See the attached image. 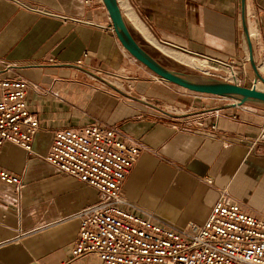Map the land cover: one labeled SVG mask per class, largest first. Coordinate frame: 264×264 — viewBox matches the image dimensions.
<instances>
[{"label": "crops", "instance_id": "0c3cea01", "mask_svg": "<svg viewBox=\"0 0 264 264\" xmlns=\"http://www.w3.org/2000/svg\"><path fill=\"white\" fill-rule=\"evenodd\" d=\"M125 1L159 45L207 63L241 62L242 17L264 47V0ZM110 25L99 0H0V78L30 84L26 104L39 125L33 155L9 143L0 147V169L23 184L17 207L13 190L0 186V264H103L93 255L71 256L76 216L97 203L98 193L42 159L55 132L91 123L114 127L143 147L122 185L140 208L176 227L201 225L223 195L264 217V149L251 147L263 124L257 105L155 86ZM97 69L136 82L123 81L122 95L80 78ZM254 79L248 62L243 86ZM256 89L264 91V83ZM160 99L187 110L167 116Z\"/></svg>", "mask_w": 264, "mask_h": 264}, {"label": "built area", "instance_id": "2783aa9c", "mask_svg": "<svg viewBox=\"0 0 264 264\" xmlns=\"http://www.w3.org/2000/svg\"><path fill=\"white\" fill-rule=\"evenodd\" d=\"M109 28L113 33L111 25ZM252 30L254 36L249 30L248 35L254 43L255 66L264 79V47L259 32ZM86 56L83 54L75 65L82 67ZM191 56L203 61L199 56ZM203 62L206 71L201 74L244 85L249 62L247 50L239 64L219 60ZM86 74L97 88L113 91L117 89L97 75L131 80L101 69ZM154 79L160 81L157 77ZM259 84L257 80L253 87ZM30 88L21 78H0V147L13 144L27 155L34 154L32 144L39 126L36 114L26 104ZM201 96L230 101L241 107L223 97ZM251 147L264 149V116ZM142 151L141 145L118 129L96 123L54 133L42 159L98 193L97 203L76 216L79 228L71 247L73 259L93 255L103 264H264V217L248 213L236 202H227L223 195L214 203L203 224L189 222L182 227L128 201L122 185ZM0 186L13 190L16 201L12 207H17L23 187L21 179L0 169Z\"/></svg>", "mask_w": 264, "mask_h": 264}, {"label": "water", "instance_id": "95a60500", "mask_svg": "<svg viewBox=\"0 0 264 264\" xmlns=\"http://www.w3.org/2000/svg\"><path fill=\"white\" fill-rule=\"evenodd\" d=\"M101 3L108 15L113 33L122 48L137 63L161 81L191 94L223 97L235 101L238 106L251 104L264 107V91L257 90L253 86H238L203 74L185 73L165 67L136 39L119 9L117 0H101ZM242 26L247 45L249 64L255 77L254 80L255 82L259 80L264 83L263 78L260 77L256 70L245 17H242ZM116 91L119 94L125 95L118 90ZM163 113L173 118L181 117L176 114Z\"/></svg>", "mask_w": 264, "mask_h": 264}, {"label": "bare ground", "instance_id": "6f19581e", "mask_svg": "<svg viewBox=\"0 0 264 264\" xmlns=\"http://www.w3.org/2000/svg\"><path fill=\"white\" fill-rule=\"evenodd\" d=\"M119 9L125 18L128 26L133 28L145 41V43L152 46V48L156 49L161 55L171 59L172 61L185 66L187 68H190L192 70L200 71L199 74L204 73L206 71L205 64L203 61L199 60L198 58L188 56L182 53H178L172 50H169L167 48L162 47L159 45L153 37L150 35L146 27L142 24V22L139 20V18L136 16L134 11L130 8V4L128 5L125 0H117ZM131 28V29H132ZM132 29V30H133ZM250 35L254 36V32L252 29L249 30ZM158 79V78H157ZM253 83V82H252ZM110 85L117 88V90H122L121 87L114 83H109Z\"/></svg>", "mask_w": 264, "mask_h": 264}, {"label": "rangeland", "instance_id": "374dc122", "mask_svg": "<svg viewBox=\"0 0 264 264\" xmlns=\"http://www.w3.org/2000/svg\"><path fill=\"white\" fill-rule=\"evenodd\" d=\"M132 32L135 35L136 39L144 46V48L153 57H155L156 59H158L165 67H167L169 69H172V70H176V71H180V72H185V73H199L200 72V71L192 70L190 68H187L185 66H182V65H180V64L172 61L171 59H169V58L161 55L156 49L152 48V46H150L149 44L145 43V41H143V39L141 38V36L134 29L132 30ZM146 72H147V74H149V76H152V77L155 78V76L153 74H151L149 71L146 70ZM97 76L102 77V78L106 79L107 81H109L111 83H114V84L118 85L119 87H121L122 90L119 91V92H122L123 93L127 89V85L124 84V82L122 80H120V79H117V78L112 77V76H110V77L109 76L108 77H105V76H101V75H97ZM80 78H83V81L84 82H88V80L90 81L91 76H89V75H87L85 73H81L80 74ZM154 81L156 82V84H158V85H155V86H160V87L161 86H165L167 88H170L171 90H175L176 92L183 91L181 89H178L176 87H173L172 85H169V84L165 83L164 81H161V80L159 81V80H156V79H154ZM128 82H129L128 85H130V87L131 86L133 87V83L136 82V79L128 80ZM109 90L111 92H114L115 94H118L117 91L115 92V91H113L111 89H109ZM170 94H168V95H170ZM163 95L167 97V95H165V93ZM171 98L172 97H170V99ZM160 100H161L160 103L162 104V107H163L162 109H165L166 108V110L169 111V112H173L174 111L177 114H182V113H185L186 110H187L185 108H180L176 104L172 103L171 100H169V99H168V101H167V99L166 100L160 99ZM172 101H174V100H172ZM256 107H257V110H259L261 113L264 114V107H262V106H256ZM263 114H261V115H263Z\"/></svg>", "mask_w": 264, "mask_h": 264}]
</instances>
